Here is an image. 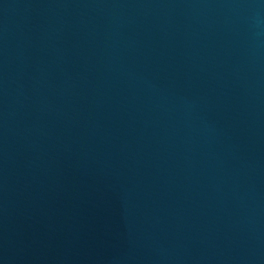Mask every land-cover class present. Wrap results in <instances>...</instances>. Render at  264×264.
Listing matches in <instances>:
<instances>
[{
    "label": "water",
    "instance_id": "95a60500",
    "mask_svg": "<svg viewBox=\"0 0 264 264\" xmlns=\"http://www.w3.org/2000/svg\"><path fill=\"white\" fill-rule=\"evenodd\" d=\"M0 264H264V0H0Z\"/></svg>",
    "mask_w": 264,
    "mask_h": 264
}]
</instances>
